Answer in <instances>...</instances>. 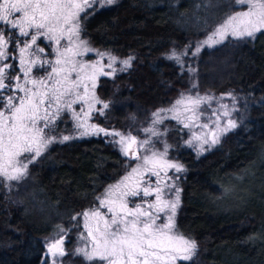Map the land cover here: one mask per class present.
Wrapping results in <instances>:
<instances>
[{"label": "trees", "instance_id": "trees-1", "mask_svg": "<svg viewBox=\"0 0 264 264\" xmlns=\"http://www.w3.org/2000/svg\"><path fill=\"white\" fill-rule=\"evenodd\" d=\"M198 2L117 0L82 19V36L93 47L135 57L126 71L99 79L97 95L110 107L94 121L122 132L133 128L130 123L146 125L151 113L175 101L193 80L203 92L235 96L236 118L243 119L200 155L185 143L186 128L165 121L173 146L169 157L186 169L177 228L197 245L196 258L181 264H264V33L204 48L186 58L194 76L181 73L166 54L197 42L234 10L230 0L213 3L207 12L203 5L197 9ZM57 123L62 133L72 132L71 120ZM108 139L54 143L15 187L0 182V264H45V238L58 226L75 225L72 216L125 174L126 158ZM65 261L87 264L71 255Z\"/></svg>", "mask_w": 264, "mask_h": 264}, {"label": "snow or ice", "instance_id": "snow-or-ice-1", "mask_svg": "<svg viewBox=\"0 0 264 264\" xmlns=\"http://www.w3.org/2000/svg\"><path fill=\"white\" fill-rule=\"evenodd\" d=\"M116 2L0 0V181H6L10 188L16 186L12 182L26 179L29 165L51 144L70 139L108 137L106 142L115 145L126 158L125 174L96 196L93 207L72 216L78 221L73 227L82 228L80 246L67 252L65 238L71 228L60 226L46 242L50 264H66V255L78 256L87 264L192 261L196 242L175 225L181 192L177 182L186 169L169 158L173 146L166 139L165 120H175L189 129L191 138L185 143L200 155L205 145L218 143L221 135L237 127V119H243L233 118L238 111L234 103H223L225 98L235 101V96L201 95L193 80L170 107L151 113L148 124L137 129L136 135L131 130L122 132L96 123L94 116H104L110 107V102L96 95L99 78L114 77L117 63L122 65L119 71H126L135 57L118 60L110 52L95 49L82 36L81 23ZM213 3L219 4L220 0H199L197 9L203 5L207 12ZM230 3L233 12L211 32L206 31L203 40L179 49L173 47L166 54L181 73L194 76L195 69L186 67V58L198 56L204 48H214L226 40L248 42L264 33V0ZM89 53L98 59L93 61ZM68 120L73 122L72 133L64 134L57 121Z\"/></svg>", "mask_w": 264, "mask_h": 264}, {"label": "rangeland", "instance_id": "rangeland-1", "mask_svg": "<svg viewBox=\"0 0 264 264\" xmlns=\"http://www.w3.org/2000/svg\"><path fill=\"white\" fill-rule=\"evenodd\" d=\"M233 11H230V12H228L226 15H228V14H230V13H232ZM83 15V14H82ZM225 15V16H226ZM225 16L220 20V21H218L215 25H212L208 30H207V32H211L221 21H223L224 20V18H225ZM205 35H206V33L204 34V36H202L199 40H203L204 39V37H205ZM229 39H231V38H229ZM229 41H225L223 44H225V43H228ZM39 43V42H38ZM219 45H222V44H219ZM219 45H216L215 47H217V46H219ZM92 46V45H91ZM93 47V46H92ZM95 48V47H94ZM95 49H97V48H95ZM97 50H100V49H97ZM100 51H104V52H109V51H106V50H100ZM112 55H115V54H113L112 52H110ZM89 56L91 57V59L94 61V60H96V59H98V57L94 54V53H89ZM117 58H118V60H120V59H126V58H128V57H120V56H117V55H115ZM89 57H85V59H88ZM104 63H107V60H105L104 61ZM115 67L117 68V72L119 71V69L122 67V65L120 64V63H117L116 65H115ZM116 72V73H117ZM33 74L35 75V70H34V72H33ZM101 77H103V76H101ZM100 77V78H101ZM99 78V79H100ZM98 83H99V80H98ZM97 86H98V84H97ZM96 89H97V87H96ZM95 89V91H96V95H97V90ZM198 90H199V92H200V94L201 95H205V94H212V95H214L215 97H217V98H220V97H223V96H225V95H219V94H216V93H213V92H209V91H206V92H203L201 89H200V87H198ZM193 91H195V89L193 90ZM186 92V91H185ZM98 96V95H97ZM99 97V96H98ZM223 103H228V104H233L234 103V101H231V100H228V99H224L223 100ZM171 106V104H169L168 106H166V107H164V108H168V107H170ZM79 106H77V108H78ZM215 107H217V103L216 102H214L213 103V108H215ZM233 118H236V112H234L233 114ZM204 119H206V116L205 117H201V120L203 121ZM165 121H168V120H165ZM130 126H132L133 128L132 129H128V130H131L132 132H133V134L134 135H136L137 134V129H139V128H141V127H143V126H146V125H138V124H134V123H130L129 124ZM183 127V126H182ZM128 130H126V131H128ZM187 131H188V136H187V139H190L191 138V133L189 132V129H187ZM193 131H199L198 129H193ZM72 133V132H71ZM71 133H68V134H71ZM64 134H66V133H64ZM139 136H143V133H139ZM222 136V135H221ZM221 136H220V138H221ZM186 139V140H187ZM185 140V141H186ZM53 144H51L50 146H52ZM215 145V144H214ZM214 145H212L211 147H213ZM50 146L48 147V149L50 148ZM188 146V145H187ZM211 147H209L208 145H205L204 146V151H203V153L204 152H206L208 149H210ZM190 148H192V149H194L196 152H197V150L194 148V147H190ZM47 149V150H48ZM46 150V151H47ZM170 158V157H169ZM171 159V158H170ZM176 160V159H175ZM176 161H178V160H176ZM179 162V161H178ZM133 163H135V162H133ZM180 163V162H179ZM128 167H130L131 165H127ZM182 174L183 173H181V174H179L181 177H182ZM169 175H172V173L170 172L169 173ZM180 181H181V179L177 182L178 183V185H179V187H180V189H181V185H180ZM1 183H3V184H5V186L6 187H8V188H10L9 186H8V183L6 182V181H0ZM13 184H17L16 182H12ZM15 187V186H14ZM148 199H152L151 197H149ZM96 204V202L93 204V205H91V207H93L94 205ZM180 206H181V192H180V203H179V206L177 207V210H176V216H175V225H176V228H177V217H178V213H179V209H180ZM91 207H89V208H91ZM89 208H87V209H89ZM76 223H78V221H76ZM74 225V224H73ZM73 225H71L70 227H65V226H63L64 228H71V231H69L68 232V235L66 236V238H65V245H64V247H65V250L67 251V252H69V250H68V242L70 241V235L72 234V229L74 228L73 227ZM76 228V227H75ZM77 229V231H76V233H75V239H74V243H72V244H74L73 245V248L74 247H79L80 246V243H81V241H79L78 240V236H79V233L82 231V228H76ZM177 230H178V228H177ZM179 231V230H178ZM180 232V231H179ZM54 233H52L51 235H49L47 238H45V248H46V242L47 241H49L50 239H51V237H52V235H53ZM185 236V235H184ZM186 238H189V239H191V240H193V241H195L194 239H192V238H190V237H187V236H185ZM45 258H44V263L45 264H50V262H49V257H48V255H47V250L45 249ZM196 255H197V249H196V252H195V255L193 256V259H195L196 258ZM67 256V255H66ZM66 256L65 257H63V260L65 261V258H66Z\"/></svg>", "mask_w": 264, "mask_h": 264}, {"label": "water", "instance_id": "water-1", "mask_svg": "<svg viewBox=\"0 0 264 264\" xmlns=\"http://www.w3.org/2000/svg\"><path fill=\"white\" fill-rule=\"evenodd\" d=\"M47 255H48V253H47Z\"/></svg>", "mask_w": 264, "mask_h": 264}]
</instances>
